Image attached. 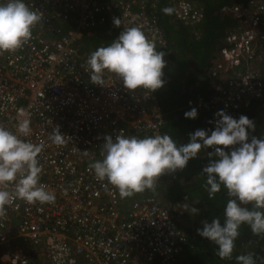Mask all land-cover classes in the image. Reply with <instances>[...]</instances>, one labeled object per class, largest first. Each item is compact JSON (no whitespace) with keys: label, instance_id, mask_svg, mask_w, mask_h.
Returning a JSON list of instances; mask_svg holds the SVG:
<instances>
[{"label":"built area","instance_id":"obj_1","mask_svg":"<svg viewBox=\"0 0 264 264\" xmlns=\"http://www.w3.org/2000/svg\"><path fill=\"white\" fill-rule=\"evenodd\" d=\"M168 1L173 17L185 27L197 26L205 16L193 0ZM26 3L42 20L22 47L0 52V125L15 132L18 110L25 111L31 133L21 138L41 146L40 183L56 199L29 204L14 198L6 206L0 217V262L179 264L188 240L170 211L150 199H131L125 207L118 188L98 180L90 167L103 158L107 135L157 133L165 125L156 96L126 89L122 79L107 70L104 86L91 83L90 69L80 57L89 31L104 26L122 31L137 27L158 51L165 50L169 42L157 15L161 0ZM223 11L238 24L208 69L216 80L212 92L207 99L187 104L198 113L209 105L215 127L220 110L235 118L251 99L264 100V0H248ZM117 17L119 27L110 24ZM122 111L131 117L138 112V120L121 125ZM55 126L63 133V145L49 139ZM14 187L9 183L5 190L13 192Z\"/></svg>","mask_w":264,"mask_h":264},{"label":"clouds","instance_id":"obj_2","mask_svg":"<svg viewBox=\"0 0 264 264\" xmlns=\"http://www.w3.org/2000/svg\"><path fill=\"white\" fill-rule=\"evenodd\" d=\"M163 12L172 14L171 7ZM42 17L30 8L26 0H0V52L15 51L28 42L32 28ZM114 24L120 26V18H114ZM165 53L158 51L137 27L124 29L118 38L107 46L93 51L87 59L90 80L93 84L104 86V73H115L128 90L145 89L156 91L162 88L166 66ZM186 118H197L198 109L185 112ZM220 119L211 131L198 129L190 133L186 144H177L172 136L162 128L156 136L139 137V134L125 136L117 134L115 138L107 135L102 145L101 160L94 161L98 180L107 182L119 190L121 198H128L146 189H154L155 181L162 174L184 169L188 161L210 146L214 156L203 168L206 174L205 188L209 198L227 189L231 199L224 209L223 223L216 217L211 223L197 229L200 236L209 239L216 246V255L221 259L231 258L235 240L239 236L242 224L247 223L254 234H264V138L252 137L249 142V129H255V123L247 115L238 119L220 110ZM23 109L17 113V127L13 132L0 125V186L15 183L14 191L0 187V217L6 206L13 204L14 198L27 203H53L55 193L48 191L40 183L42 166L37 159L41 146L21 137L31 133L30 119ZM49 139L57 146L65 143L59 126L53 127ZM220 145L224 147H219ZM230 151L226 150L228 146ZM131 199H141L130 197ZM252 204V208L246 205ZM196 213L198 209H193ZM238 264H256L253 254H241L236 257Z\"/></svg>","mask_w":264,"mask_h":264},{"label":"trees","instance_id":"obj_3","mask_svg":"<svg viewBox=\"0 0 264 264\" xmlns=\"http://www.w3.org/2000/svg\"><path fill=\"white\" fill-rule=\"evenodd\" d=\"M247 1L195 0L197 5L204 10L205 19L192 29L176 22L173 19V13L166 14L163 12L165 7H171L167 2L162 1L160 4V25L163 27L169 42V46L163 51L167 60L163 69V79L166 83L162 88L152 92L158 96L161 107L167 113V120L161 130V135L169 134L178 145L188 143L190 133L198 129L208 130L209 135L215 129L211 124V109L207 105L202 108L195 119L186 118L184 114L191 110L187 105L190 99L196 98L199 94L208 97L212 92L210 87L216 80L208 74V69L217 58L216 54L223 45V39L228 30L234 28L237 23L232 16L223 12V7ZM169 16L173 22L168 20ZM112 29L108 26L104 32ZM114 30L117 31H115L113 40L118 38L122 32L120 29ZM102 38L103 34H96L92 43L88 40V47L92 44L99 47L98 42ZM262 111H264V101L253 100L249 107L243 106L239 113L238 118L241 115H247L255 123V129H249V142L253 136L264 138L263 121L258 119L259 113ZM145 136H140V138ZM219 147L224 146L220 145ZM232 147H238V145L228 146L226 150L230 151ZM213 151L214 148L211 146L202 149L197 157L188 161L187 166L182 169L179 175H175V172H168V174L174 173L170 189H167L161 181H156L154 189L151 192L149 190V195L153 196L155 200L164 204L171 201L176 215L179 214L176 205L185 206L184 214L188 215V219L181 220L180 218V224L187 230L188 244L180 256L179 264H238L236 257L248 253L253 254L256 264H264V234H254L247 223L242 224L239 229L240 234L235 240L234 251L230 259H221L216 255L217 246L209 239L200 236L197 231V229L203 228L204 221L211 223L216 217L220 218L223 223L225 219L224 209L227 201L231 199L227 194V189L223 186L221 191L217 192L212 199L209 198L205 188L207 177L202 172L211 160L216 159V157L208 155ZM180 177L184 178L189 185L184 182L180 189L179 183L176 181ZM157 187L160 188L159 192L156 191ZM176 189L180 193H177ZM136 195L137 193L134 195L135 198L141 196V194ZM246 207L252 208V204H248ZM194 208L201 211L196 213ZM194 214H200L197 216L198 219L195 220ZM179 215L180 217L184 216L182 213Z\"/></svg>","mask_w":264,"mask_h":264},{"label":"bare ground","instance_id":"obj_4","mask_svg":"<svg viewBox=\"0 0 264 264\" xmlns=\"http://www.w3.org/2000/svg\"><path fill=\"white\" fill-rule=\"evenodd\" d=\"M162 1H165V2H167L170 6H171V4H170V2L168 1V0H161V2ZM193 2H194V4L198 7V8H200V9H202L199 5H197V3L195 2V0H193ZM239 3H246V2H239ZM234 4H237V3H234ZM234 4H232V5H234ZM229 6H231V5H229ZM224 7H226V6H224ZM223 7V8H224ZM172 8V7H171ZM203 10V9H202ZM204 11V10H203ZM224 12V11H223ZM226 14V13H225ZM158 18H159V11H158ZM173 15V14H172ZM228 15V14H227ZM230 16H232V15H230ZM233 17V16H232ZM234 18V17H233ZM173 19L176 21V22H178V23H180L179 21H177L174 17H173ZM205 19V16H204V18H203V20ZM236 21H237V19L236 18H234ZM202 20V21H203ZM201 21V22H202ZM200 22V23H201ZM159 23H160V19H159ZM199 23V24H200ZM59 24L61 25V26H64L63 24V22H59ZM111 25H115L114 24V22H111L110 23ZM180 24H182V23H180ZM198 24V25H199ZM238 24V21H237V23H236V25ZM197 25V26H198ZM236 25H235V27H236ZM161 26V25H160ZM184 26V25H183ZM197 26H194V27H187V28H190V29H192V28H196ZM106 27H108V26H104V28H106ZM162 27V26H161ZM234 27V28H235ZM163 28V27H162ZM234 28H232V29H230V30H228V32H227V34L230 32V31H232ZM119 30V29H118ZM121 30V29H120ZM164 30V29H163ZM122 31V30H121ZM92 32H95V30H91V31H89V33L91 34ZM165 32V31H164ZM89 33L87 34V35H89ZM195 33H197V32H195ZM166 34V33H165ZM226 34V35H227ZM226 37V36H225ZM225 39V38H224ZM224 39H223V45L219 48V50L224 46ZM88 43L87 44H82L81 45V52H83V55H84V50L86 49V47H88ZM169 46V45H168ZM167 49V48H166ZM219 50H218V52H217V54H216V57H218V53H219ZM162 51H164V50H162ZM81 52H80V55H81ZM165 58V57H164ZM166 59V58H165ZM166 62H167V60H166ZM210 89H211V87H210ZM139 93H141V92H145V91H149V90H145V89H139V90H137ZM151 93H153L155 96H156V99H157V101H158V105L161 107V105H160V103H159V99H158V96L154 93V92H152V91H150ZM205 98V99H207L208 97H206V96H204V95H201V94H199L196 98H193V99H190V100H194V101H198L200 98ZM189 100V101H190ZM253 100H258V101H260L261 99H251L244 107H249L250 105H251V102L253 101ZM188 101V102H189ZM261 101H264V100H261ZM205 106V105H204ZM203 106V107H204ZM207 106H209V105H207ZM210 107V106H209ZM243 108V107H242ZM242 108L238 111V113H237V116L235 117V118H238V116H239V113H240V111L242 110ZM161 109H162V111H163V113H164V117H165V121L167 120V113H165L164 112V110H163V108L161 107ZM202 110V109H201ZM132 113H134V115H133V117H131L129 114H127L126 113V111L124 112V111H122V113L120 114L121 115V117H120V124L121 125H123V126H130V124H132V123H135L137 120H138V112H132ZM150 113V112H149ZM200 113V112H199ZM198 113V114H199ZM212 124V123H211ZM212 126L213 127H215L213 124H212ZM153 135V136H156V134L155 133H152V132H144V133H141V134H139V137L140 136H145V135ZM130 200L131 199H129V198H123V204H124V206L125 207H127L128 206V203H130ZM155 200V199H154ZM151 201H153V200H151ZM157 201H159V200H155L154 202H157ZM160 202V201H159ZM161 203V202H160ZM161 205H163L164 207H166L169 211H170V213L172 214V216H173V218L175 219V221H176V223H177V225L181 228V229H183L184 231H185V233H186V236H187V240H188V234H187V230H186V228L184 227V226H181V224H180V222H179V219H178V217H177V215H176V213L173 211V209L171 208V206H167L166 204H164V203H161ZM187 244H188V242H187Z\"/></svg>","mask_w":264,"mask_h":264},{"label":"crops","instance_id":"obj_5","mask_svg":"<svg viewBox=\"0 0 264 264\" xmlns=\"http://www.w3.org/2000/svg\"><path fill=\"white\" fill-rule=\"evenodd\" d=\"M168 20H170L171 22H173V20L170 18V16H169V19H168ZM115 31H117V30L112 29V30H109V31L107 30V31L103 32V38H102V40H101L100 42H98V44L100 45L99 47H101V46H106L107 43L110 44V43L113 41V37H114ZM99 47H97V45H95V44H92V45H90V47H88V48H86V49L84 50V55H83V52H81L80 57L83 56V57H82L83 62L86 63L88 57L90 56V54H91L93 51H95L96 49H98ZM136 90H139V89H136ZM181 171H182L181 169H177V170L175 171V175H179V173H180ZM173 174H174V173H173ZM176 181H177V183H179L178 186H179V188L181 189L182 185H183L184 182H185V179L182 178V177H180L179 179H176ZM172 183H173V181H172V179H171V180L169 181V183L166 184V188H167V189H170L171 186H172ZM185 184H188V182L186 181ZM188 185H189V184H188ZM149 190H150V192L152 191V189H146V190L143 191V192H138L136 196H138V195L141 194V196L139 197V198H141V199H150V200H154L155 198H154L153 196H150L149 193H147ZM176 191H177V193H180L177 189H176ZM139 193H140V194H139ZM135 194H136V193H135ZM176 206H177V208H178V210H179V211H178L179 213L182 212V215H184V216L187 215V214L185 215V214H184L185 212H183V210L185 209L183 205H178V204H177ZM16 242H17V243H22V239H21V240L17 239ZM28 253H29L30 255H32L33 258L37 259V258H36V257H37V253H36L34 250H29V249H28ZM0 264H8V263H2V262H0Z\"/></svg>","mask_w":264,"mask_h":264},{"label":"rangeland","instance_id":"obj_6","mask_svg":"<svg viewBox=\"0 0 264 264\" xmlns=\"http://www.w3.org/2000/svg\"><path fill=\"white\" fill-rule=\"evenodd\" d=\"M106 28H101L100 30H98V31H95V32H92L91 34L89 33V41L92 43L93 42V37L96 35V34H98V33H100V34H103V32H104V30H105ZM108 29V28H107ZM86 48H88V47H86ZM259 120L261 119L263 122H262V125H264V111H262V112H260L259 113V118H258ZM172 173H169L168 174V172L167 173H164V174H162L158 179H156V181H161L162 182V184L163 185H166L167 183H169V181L172 179ZM156 181H155V183H156ZM159 190H160V188H156V191H158L159 192ZM147 193H149V191L147 192ZM135 195V194H134ZM134 195H132V196H130V197H133ZM130 197H128V198H130ZM170 206H171V208L173 209V206H172V203L170 202ZM184 206V205H183ZM184 208H185V206H184ZM173 211L175 212V210L173 209ZM177 211H179V210H177ZM185 211V209L183 210V212ZM199 211H201V210H199ZM192 213L194 212V211H191ZM182 213V212H181ZM181 213H179V214H181ZM179 214H177V217H178V219H179V222H180V218H181V220H187L188 218H187V216L188 215H186V216H182V217H180V215ZM200 214H194V216H195V220L196 219H198V217L197 216H199ZM197 217V218H196ZM181 223V222H180ZM188 223V222H187ZM189 224V223H188ZM193 227V226H192Z\"/></svg>","mask_w":264,"mask_h":264},{"label":"flooded vegetation","instance_id":"obj_7","mask_svg":"<svg viewBox=\"0 0 264 264\" xmlns=\"http://www.w3.org/2000/svg\"><path fill=\"white\" fill-rule=\"evenodd\" d=\"M171 202V201H170ZM172 203V202H171ZM167 206H170V203H166Z\"/></svg>","mask_w":264,"mask_h":264}]
</instances>
